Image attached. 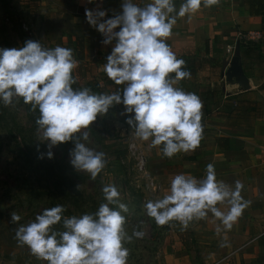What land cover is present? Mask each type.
<instances>
[{
  "label": "clouds",
  "instance_id": "9594fccd",
  "mask_svg": "<svg viewBox=\"0 0 264 264\" xmlns=\"http://www.w3.org/2000/svg\"><path fill=\"white\" fill-rule=\"evenodd\" d=\"M219 3L182 0L177 8L176 0H145L142 6L135 0H122V11L108 18L106 10L86 8V20L102 34L101 43L111 45L103 71L122 87L111 93L74 88L77 62L73 50L59 45L45 47L29 39L20 48H0V104L10 106L19 97L38 110V140L47 142L49 149L40 158L46 155L52 159L54 146L74 141L70 163L93 180L107 160L105 153L83 142L88 140L86 129L116 105H123L122 115L131 133L150 141L163 156L193 152L203 138V104L198 95L178 86L191 73L167 40L178 18L190 19L202 7ZM243 187L240 181L233 187L218 180L210 163L202 179L175 174L168 191L143 207L157 226L177 222L185 230L211 214L228 231L249 205L241 195ZM102 192L105 202L95 212L66 216L65 207L57 204L19 224L15 232L18 244L27 246L47 264H127L125 244L133 237L143 238L145 233L134 228L129 235L124 215L129 209L120 201L115 185H105ZM10 216L11 222L21 220L14 211Z\"/></svg>",
  "mask_w": 264,
  "mask_h": 264
},
{
  "label": "crops",
  "instance_id": "0c3cea01",
  "mask_svg": "<svg viewBox=\"0 0 264 264\" xmlns=\"http://www.w3.org/2000/svg\"><path fill=\"white\" fill-rule=\"evenodd\" d=\"M121 2L70 0L64 4L67 21L61 46L73 50L76 62L105 63L111 51V45H103L101 33L87 22L85 9L106 10L105 18H108L122 11ZM135 2L142 6L145 0ZM181 2L176 0L177 8ZM263 17L264 0H220L212 7H202L190 19L178 18L167 40L178 58L186 64H194L190 78L178 86L195 93L202 101L204 130L195 151L179 153L173 158L163 156L160 150L150 146V141L135 137L146 156L149 174L163 187L157 198L168 191L175 174L185 173L202 179L206 166L211 163L218 180L233 187L236 181L244 185L241 195L249 202L228 231L223 230L219 220L211 214L204 220L192 222L185 230L172 222L175 237L176 234L188 236L177 241L180 247L174 251L173 264H264ZM251 31H260L262 39L257 43L248 41L247 34ZM245 43V48L241 49L239 46ZM236 48L240 49L248 89L240 85L239 78H233L230 83L224 76ZM117 106L122 114L123 105ZM122 126L124 135L131 131L126 123ZM183 240H189L190 246L183 245ZM225 243L226 246H221ZM173 246L176 247L175 243Z\"/></svg>",
  "mask_w": 264,
  "mask_h": 264
},
{
  "label": "rangeland",
  "instance_id": "374dc122",
  "mask_svg": "<svg viewBox=\"0 0 264 264\" xmlns=\"http://www.w3.org/2000/svg\"><path fill=\"white\" fill-rule=\"evenodd\" d=\"M69 1L0 0V48H20L29 39L45 47L61 46L67 21L64 4ZM103 64L77 62L73 87H88L95 93H111L120 88L106 76ZM38 115V110H32L19 97L10 106L0 104V264H47L32 255L27 246L18 244V225L57 204L65 207L66 216L95 212L105 202L102 188L108 184L117 187L120 201L128 206L124 215L129 235L134 228L145 233L143 238L133 237L125 244L129 250L127 264H173L181 238L175 237L171 225L157 226L146 214L144 204L157 196L147 190L143 178L133 169L128 138L122 130L125 116L119 113L118 106L86 129L88 140L83 142L105 153L107 160L95 180L71 165L69 153L74 141L54 146L52 159L46 155L40 158L49 149L47 142L38 140ZM13 211L21 216L19 222H11Z\"/></svg>",
  "mask_w": 264,
  "mask_h": 264
},
{
  "label": "built area",
  "instance_id": "2783aa9c",
  "mask_svg": "<svg viewBox=\"0 0 264 264\" xmlns=\"http://www.w3.org/2000/svg\"><path fill=\"white\" fill-rule=\"evenodd\" d=\"M101 38L103 36L101 34ZM248 41L250 42H259L262 39V34L260 31H251L247 34ZM246 41V40H245ZM247 43L244 44L246 46ZM126 136L129 138L128 140V151L132 159L134 160V171L139 174L144 180V184L149 192L154 193L155 196L162 191L163 187L161 183L156 182L147 170V159L142 150L138 147L135 136L128 131Z\"/></svg>",
  "mask_w": 264,
  "mask_h": 264
},
{
  "label": "water",
  "instance_id": "95a60500",
  "mask_svg": "<svg viewBox=\"0 0 264 264\" xmlns=\"http://www.w3.org/2000/svg\"><path fill=\"white\" fill-rule=\"evenodd\" d=\"M229 67L227 68L224 76L226 77L227 82H233V78H239V83L241 86H244L245 89H248L247 78L244 75L243 67L241 65V53L240 49L236 48L231 60L227 63Z\"/></svg>",
  "mask_w": 264,
  "mask_h": 264
},
{
  "label": "trees",
  "instance_id": "16d2710c",
  "mask_svg": "<svg viewBox=\"0 0 264 264\" xmlns=\"http://www.w3.org/2000/svg\"><path fill=\"white\" fill-rule=\"evenodd\" d=\"M30 1H32V2H39L40 0H30ZM263 22H264V17H263ZM239 47H240L241 49H242V48H245V46H244L243 44H241ZM185 67L187 68V70L190 71L191 74L194 72V64H193L192 62L186 64ZM186 79H187V78H186ZM186 79H184V80H186ZM182 81H183V80H182ZM124 154H125V153H122V155H124ZM176 236H177L178 238H183L184 236H187V235H179V234H176ZM187 237H188V236H187ZM193 242H194V240H193L191 243H193ZM183 245L189 247V246H190V242H189V240H188L187 242L184 241Z\"/></svg>",
  "mask_w": 264,
  "mask_h": 264
}]
</instances>
